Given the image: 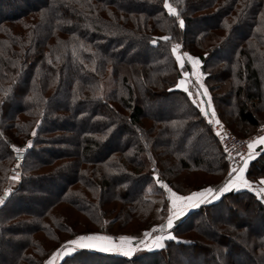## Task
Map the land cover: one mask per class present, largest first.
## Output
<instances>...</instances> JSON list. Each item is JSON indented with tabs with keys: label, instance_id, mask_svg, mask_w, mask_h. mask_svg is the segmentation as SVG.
I'll return each instance as SVG.
<instances>
[{
	"label": "trees",
	"instance_id": "1",
	"mask_svg": "<svg viewBox=\"0 0 264 264\" xmlns=\"http://www.w3.org/2000/svg\"><path fill=\"white\" fill-rule=\"evenodd\" d=\"M33 1L0 0V195L15 147L25 148L19 181L0 204V250L13 245L0 264H43L78 234L60 206L85 218L84 232L130 224L139 233L168 210L157 180L180 195L219 186L225 159L210 116L176 88L174 45L199 59L216 119L242 138L264 125V0H168L178 17L163 0ZM139 47L150 57L124 59ZM61 95L67 104L59 107ZM162 103L164 114L146 110ZM77 122L90 126L75 132ZM195 139L204 153L192 158L183 143ZM64 178L56 196L39 192L38 185ZM245 178L264 180V148ZM171 234L163 248L131 257L85 248L59 264H175L177 253H184L181 264H264V202L250 188L232 189L190 209Z\"/></svg>",
	"mask_w": 264,
	"mask_h": 264
},
{
	"label": "rangeland",
	"instance_id": "2",
	"mask_svg": "<svg viewBox=\"0 0 264 264\" xmlns=\"http://www.w3.org/2000/svg\"><path fill=\"white\" fill-rule=\"evenodd\" d=\"M34 3H38L36 0L35 1H33ZM195 2H197V0H192V3L194 4ZM213 22H212V20H210V21H208V22H205V25H209V24H212ZM197 27H200V24H197V25H195V26H193V27H191L192 29H195V28H197ZM245 30V28H241V29H239V30H237L235 33H233L232 34V36H231V41H230V43L229 44H231V43H233V41H235V40H237L238 38H239V36L241 35V31L242 30ZM229 47H230V45H229ZM229 47H227V49H229ZM173 48V47H172ZM108 50H112V48H109ZM179 51V50H178ZM227 51V50H226ZM184 53H186V52H181V51H179V54H181V55H183ZM150 55H151V52H149L148 50H146L145 48H141V47H139V50L137 49L136 50V52H134V53H132V52H130L129 51V53L128 54H124L123 55V57H124V59H125V57H130V56H133V59H135V60H137V61H142V60H145V59H147L148 57H150ZM174 55V57H175V54H173ZM189 55V54H188ZM222 53H218V54H216L215 55V57H214V59H217V58H219V57H222ZM191 56V55H190ZM191 57H193V58H196V57H194V56H191ZM127 59V58H126ZM176 59V58H175ZM177 62V61H176ZM177 64H178V68H179V71H180V78L177 80V84H176V88H178V89H180V90H182V91H184L183 90V88H180V87H177V85H178V83L181 81V80H184L185 81V85H186V87L188 88V92H185L188 96H189V98L191 99V100H198L199 98L201 99L202 97H203V91H204V85H203V88H201L200 87V84H198L197 83V78H196V76H194L192 73H193V71H194V69H193V67H192V64H191V62H189L188 60H187V58L185 57V59H184V66L183 67H181L180 66V64L177 62ZM195 71H198L199 73H200V80H201V83L203 84V75L201 74V72H200V70H199V65H198V68L195 70ZM185 72H187L188 73V76H185L184 75V73ZM189 92L190 93H192V95H189ZM206 96H208V94L206 95ZM203 101H204V103L205 102H207L208 103V101H209V97L208 98H204L203 97ZM57 102H58V104H59V107H61V106H65L66 104H67V100L65 99V97L63 96V95H61V96H59L58 98H57ZM16 104H18V102H15L14 104H13V106H12V109H14V107H15V105ZM210 104H211V109L213 108V106H212V103H211V101H210ZM238 105V104H237ZM146 107V110L148 111V112H151L152 114H155V115H157V114H159V113H161V114H164L166 111H168L169 109V107L166 105V103H162V104H158V105H149V104H147V106H145ZM210 120H212L213 122V130H214V134H215V128L217 127V125L218 124H216L215 123V120H218V119H216V117H214V118H212V119H210ZM219 121V124H222V125H225L223 122H221L220 120H218ZM82 125L83 126H90L89 124H80L79 122H77V123H75L72 127H71V129L73 130V131H75V132H77L79 129H80V127H82ZM226 126V125H225ZM260 128H263L264 129V125L262 126V127H259L258 129H260ZM193 134H194V132H193ZM264 137V136H263ZM193 142V143H192ZM191 143L192 144H190V147H191V145H193L192 146V148H190L189 147V145H188V147H187V145H186V143L184 144L183 143V145H184V149L187 151V154L190 156V157H192V158H195V157H197V155H201L202 153H204V151H203V142H202V140L201 139H195V141H192ZM75 147H77V145L79 144V142H78V140H77V138L75 137V139L73 140V143H72ZM119 144V139H114L112 142H111V144H110V147H115V146H117ZM186 145V146H185ZM260 144H258L257 146H259ZM15 149H22L23 151H21L22 152V156H23V153H24V150H25V148L24 147H15ZM68 150H71V148H67ZM258 150V148L256 149V151ZM249 148H248V152H247V155H248V153H249ZM51 153V151H49L47 154H50ZM102 152H97V153H95L94 155H100ZM14 155H15V153H14ZM246 155V156H247ZM36 158H37V156H36ZM21 159H22V157L21 158H15V161L13 162V164H12V168H11V170H10V172H9V179H8V184H7V186L6 187H4V189H3V192L1 193V195H0V197H3V194L5 193V191L6 190H9V194L11 193V191L14 189V187L17 185V183H18V181H19V178H20V165H21ZM245 159V158H244ZM243 159V160H244ZM242 160V161H243ZM238 170V169H237ZM237 172V171H236ZM236 172H235V174H236ZM225 173H226V168H225V172H224V174H223V176H222V178H221V181L219 182V186L218 187H222L225 183H227V181L229 180V179H226L225 178ZM70 173H68V174H66V176L67 175H69ZM70 176V175H69ZM235 176V175H234ZM233 176V177H234ZM64 180H65V178L63 179V180H60V181H56V182H54V183H45V184H40V185H38V189H39V192L40 193H46V195H48V198H50V197H54V196H56L57 195V189L60 187V185L61 184H63L64 183ZM261 180H263V179H260V180H258V181H254V183L251 185V183L249 182V184H250V189H252V191L253 192H255L256 193V195H257V193H259L260 192V189L261 188H264V184H261L260 183V181ZM137 184H131V186H130V191H131V193H135V191H136V189H137ZM217 186L216 187H211V188H213V189H215V188H217ZM208 188V187H207ZM203 189H205V188H203ZM202 189V190H203ZM166 190V189H165ZM237 190H239V189H237ZM41 191H43V192H41ZM45 191V192H44ZM199 191H201V190H199ZM166 192H167V197H168V210H167V212H166V214H165V216L161 219V217L160 218H156V224L155 225H153L152 227H150L149 229H144L143 231H141V232H139L138 233V231H135L136 229H131V227H130V224L128 225V226H125L124 228H119V227H115V226H112L110 229H109V233H100V232H84L83 231V228L84 227H86V226H90V224L89 223H87V221L85 220V218L84 217H79V216H76V217H74V213L73 212H71V211H67L66 210V208L65 207H59V210H61L64 214H66V217H67V222H68V224L70 225V227H72V229H74L75 231H78V234H76V235H74L73 237H70V238H68L67 237V239L65 240V242H64V244L62 245V246H64V245H68V242L69 241H72V240H75V239H77V237H80V236H86V235H99V236H108V237H112L113 238V241L114 242H116V243H119V238L120 237H130V238H133V241H132V244H133V246L135 247V246H137L138 245V247H137V250H149V249H157V247H155L154 246V244H153V241L155 240V238L157 237V236H167V235H172L171 234V228L174 226V224L177 222V221H179L180 219H181V217L186 213V212H188V211H186L183 215H181V216H179V217H177V218H175L174 219V221H173V226L170 228V229H165L163 232H161V231H159V229L161 228V226H163V225H165L166 223H167V219H168V217L170 216V212L172 211V206H171V200H170V193L166 190ZM173 192V191H172ZM196 192V191H195ZM177 194V193H176ZM192 194V192L191 193H189V194H186V195H180V194H177V195H179V196H189V195H191ZM261 200H263V202H264V193H260L259 195H257ZM48 198H46L45 200H47ZM45 200H42L41 199V201H36V202H34V203H36V204H38V206H41V205H43L44 203H45ZM36 204H34V205H32L31 207H36ZM196 208V207H195ZM194 209V208H193ZM218 213V214H217ZM217 215H220L221 217H223V218H226L228 215L227 214H225L224 212H222L221 210H219V211H217ZM235 217L236 218H240L241 220H243V219H245V220H247L248 222L250 221V227L251 228H253V229H259V228H261V227H263V225L261 224V223H259L258 221H256V220H250V219H248V218H246V217H244V216H238V215H235ZM77 220H75V219ZM79 219V220H78ZM158 229L157 231H155V232H153L152 230L153 229ZM207 227H205V229H206ZM204 229V228H203ZM204 229V230H205ZM208 231V233H209V235L210 236H213V233L212 232H210L209 230H206V232ZM82 232V233H81ZM148 232H151V236H145L144 234L145 233H148ZM165 240H167V239H165ZM164 240V241H165ZM141 241H143V243H141ZM163 241V242H164ZM62 246L61 247H57L50 255H49V257L47 258V259H45V261L43 262V264H47V261L52 257V255H53V253H55L57 250H62ZM68 247H73L72 245H68ZM94 250H95V248H93ZM12 250H13V245H9V244H4L3 246H1V250H0V263L1 262H3L4 260H6V259H8L9 257H10V253L12 252ZM97 251H99L98 249H96ZM100 252H102V251H100ZM135 252V251H134ZM133 252V253H134ZM107 253H118V254H122V253H119V252H107ZM182 254H184V253H177V255L175 256L176 258H175V264H181L182 263V259H183V255ZM66 256V255H65ZM64 257V256H63ZM233 259H239V256H233L232 257ZM62 258H59V259H57L56 261H55V264H59V262H60V260H61Z\"/></svg>",
	"mask_w": 264,
	"mask_h": 264
},
{
	"label": "snow or ice",
	"instance_id": "3",
	"mask_svg": "<svg viewBox=\"0 0 264 264\" xmlns=\"http://www.w3.org/2000/svg\"><path fill=\"white\" fill-rule=\"evenodd\" d=\"M164 8L168 10V13L173 16L178 17V12L177 10L172 7L170 3H168V0H163ZM179 25L180 27L184 26L183 20H179ZM164 39H169L168 37H165ZM179 48L180 45H174L172 48L173 54H175L176 61L180 64L181 67L184 66V59L185 57L189 62H191L192 67L194 69L193 75L196 76L197 78V83L200 84V87L203 88V84L201 83L200 80V73L198 71H195L198 68V65L200 63L198 58H193L187 53H184L183 55L179 54ZM185 76H188V73H184ZM177 87L183 88L185 92H188V88L185 85V81L181 80ZM204 95H207V89L204 88L203 91ZM189 95H192V93L189 92ZM209 108L211 107L210 104V98H209ZM202 112H204V109H201ZM204 114L207 116L208 113L204 112ZM212 117H215V112L214 110L212 111ZM210 123L213 121L210 120ZM216 124H219L218 120H215ZM35 135V133H33ZM219 135V133H217ZM264 145V137H259L253 142L248 144V148L250 150L249 153V159L253 158L251 150L254 149V147L257 145ZM28 146H31V142H29ZM17 152L23 151L22 149H16ZM247 160L244 162V167L239 169L238 174L235 177H232L225 183L222 187L218 189H213L211 187L205 188L199 192L192 193L189 196H179L175 192H172L171 188H169L166 184H163L159 180H157V183L160 184L162 188H165L169 193H170V200H171V206H172V213L167 219V223L159 229V231L163 232L165 229H170L173 226V221L175 218L181 216L184 214L186 209L188 208H194L199 206V204L205 203V202H210L209 197L211 199H218L220 195L223 193L230 191L232 189H239L241 187L244 188H250L249 182L245 179L244 177V170L247 167ZM233 172H236V169H232ZM231 176V173H229ZM261 184H264V180L260 181ZM260 193H264V188L260 189V192L257 193L259 195ZM9 195V190H6L4 193L3 197H0V204L3 203L4 199L7 198ZM158 229H153L152 231L155 232ZM145 236H151V232L145 233ZM165 239H175L174 236L172 235H167V236H157L155 240L153 241V244L157 248H163L164 244L163 241ZM133 238L130 237H120L119 238V243H116L113 241L112 237L108 236H99V235H86V236H80L77 237V239L69 241L68 245H72L73 247H68V245L62 246V250H57L55 253H53L52 257L47 261V264H55V261L59 258H63L65 255L71 254L73 251L76 249H98L99 251L102 252H119L122 253L124 256L131 257L133 252L137 250V246H133L132 244ZM143 243V241H141Z\"/></svg>",
	"mask_w": 264,
	"mask_h": 264
},
{
	"label": "built area",
	"instance_id": "4",
	"mask_svg": "<svg viewBox=\"0 0 264 264\" xmlns=\"http://www.w3.org/2000/svg\"><path fill=\"white\" fill-rule=\"evenodd\" d=\"M217 133H219V135H217ZM215 136L225 159V178L231 179L235 175L232 169L237 170L242 160L247 155L248 144L259 137H263L264 129H257L250 136L242 138L233 134L227 126L218 124L215 128ZM229 173H231V176Z\"/></svg>",
	"mask_w": 264,
	"mask_h": 264
},
{
	"label": "crops",
	"instance_id": "5",
	"mask_svg": "<svg viewBox=\"0 0 264 264\" xmlns=\"http://www.w3.org/2000/svg\"><path fill=\"white\" fill-rule=\"evenodd\" d=\"M203 97L204 98H208V96H206V95H203ZM203 97L200 99H198V100H192L193 101V103L198 107V109L201 111V109L203 108L204 109V112H207L208 113V116H210V118L212 119L213 117H212V111H213V108L211 109V107L209 108V103H207V102H205L204 103V99H203ZM202 112V111H201ZM204 112H202L203 114H204ZM258 145V144H257ZM255 146L254 147V149H252L251 150V152H252V156H253V158L255 157V155L257 154V151H256V149L257 148H264V145H259V146ZM249 153H250V151H249ZM249 153H248V155L245 157V159L241 162V164H240V166H239V168H238V170H237V172H236V174H235V176L238 174V172H239V169H241L242 167H244V162H245V160H247L248 162H247V165H248V163L253 159V158H251V159H249ZM245 170H246V168H245ZM245 170H244V177H245ZM234 176V177H235ZM246 179V178H245ZM218 188H220V187H217V188H215V189H218ZM242 188H244V187H241V188H239V189H242ZM202 190V189H201ZM234 190H237V189H234ZM196 192H199V190L198 191H196ZM193 193H195V192H193ZM212 200H214V199H211V197H209V201H212ZM200 205V204H199ZM195 208V207H194ZM189 209H193V208H188V209H186V211H188ZM185 211V212H186ZM184 212V213H185ZM171 213H172V211L170 212V215H171ZM96 250V249H95Z\"/></svg>",
	"mask_w": 264,
	"mask_h": 264
},
{
	"label": "water",
	"instance_id": "6",
	"mask_svg": "<svg viewBox=\"0 0 264 264\" xmlns=\"http://www.w3.org/2000/svg\"><path fill=\"white\" fill-rule=\"evenodd\" d=\"M22 157V152L20 151V152H17V151H15V158H21ZM3 196H4V194H3Z\"/></svg>",
	"mask_w": 264,
	"mask_h": 264
},
{
	"label": "bare ground",
	"instance_id": "7",
	"mask_svg": "<svg viewBox=\"0 0 264 264\" xmlns=\"http://www.w3.org/2000/svg\"><path fill=\"white\" fill-rule=\"evenodd\" d=\"M224 156V155H223Z\"/></svg>",
	"mask_w": 264,
	"mask_h": 264
}]
</instances>
